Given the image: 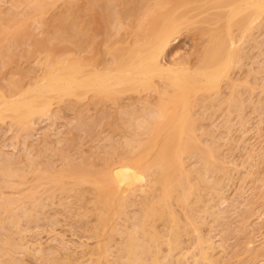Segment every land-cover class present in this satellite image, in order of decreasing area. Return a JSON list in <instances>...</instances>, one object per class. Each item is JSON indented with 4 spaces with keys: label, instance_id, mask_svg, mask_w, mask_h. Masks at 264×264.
<instances>
[{
    "label": "rangeland",
    "instance_id": "374dc122",
    "mask_svg": "<svg viewBox=\"0 0 264 264\" xmlns=\"http://www.w3.org/2000/svg\"><path fill=\"white\" fill-rule=\"evenodd\" d=\"M214 2L48 0L39 13L34 0H0V93L13 96L39 81L48 59L79 57L90 68H103L145 37L152 17L166 13L185 20L160 63L193 67L209 32L225 23L217 17L225 10ZM232 33L234 63L216 89L197 93L191 104L195 146L210 147L217 167L204 170L195 148L182 154L195 189L187 205L175 193L169 200L180 227L176 245L169 249L165 240L171 221L154 217L145 225L159 236L151 242L159 264H264V11L248 30L233 26ZM160 87L154 78L151 87L121 90L116 100L90 91L79 97L53 94L44 114L22 124L0 119V164L7 161L15 171L7 179L0 175V202L14 201L10 213L0 206V264L122 259L118 246L146 189L101 226L91 180L106 164L122 160L127 139L133 149L145 141L136 121L147 117ZM68 166L84 171L85 179L65 176L70 189L63 190L55 174ZM197 174L204 183L196 185ZM202 250L208 258L197 257Z\"/></svg>",
    "mask_w": 264,
    "mask_h": 264
},
{
    "label": "bare ground",
    "instance_id": "6f19581e",
    "mask_svg": "<svg viewBox=\"0 0 264 264\" xmlns=\"http://www.w3.org/2000/svg\"><path fill=\"white\" fill-rule=\"evenodd\" d=\"M47 3L48 0H34V8L40 13ZM214 3L225 10L223 17L217 16L218 19L224 18L225 23L222 29L209 32L193 67L160 63L161 55L185 20L184 15L166 13L152 17L145 37L126 47L121 56L114 57L112 63L103 68H90L79 57L69 61L48 59L39 81L13 96L0 93V119L9 116L14 123L22 124L49 110L53 94L79 97L90 91L101 98L116 100L115 95L121 90L151 87L154 78L161 82V90L156 91L157 102L150 106L147 117L136 121V126L147 135L145 141L137 142L133 149L132 139H127L125 146H121L125 148L122 160L106 164L91 180L101 226L106 225L112 214L133 195L146 189L139 201L135 222L126 230V237L118 246L121 255L118 259L122 257L119 261L123 264H159L158 249L153 245L155 249L151 250V242L159 236L145 228L150 218L172 222L165 240L169 249L176 245L180 227L169 200L175 193V199L187 205L195 189L189 180V173L184 170L182 154L195 148L204 170L217 167L210 147L203 150L195 146L191 133L194 123L191 117L192 98L197 93L218 87L234 63L236 46L232 27L241 28L242 32L248 30L264 11V0H215ZM153 88L156 90L158 87L153 85ZM14 174L8 162L2 161L0 175L7 179ZM55 176V183L63 190L70 189L62 181L63 177H75L77 182L85 179L84 171L74 166L60 170ZM204 181L202 174H197L196 185ZM12 202L13 199L6 197L0 206H5L9 212ZM204 239L199 237L198 242L205 243ZM147 254H151L149 260L144 258ZM197 257L206 259L209 256L202 250ZM95 264H100L99 260Z\"/></svg>",
    "mask_w": 264,
    "mask_h": 264
}]
</instances>
